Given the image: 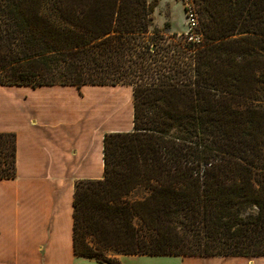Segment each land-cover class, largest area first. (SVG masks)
Returning <instances> with one entry per match:
<instances>
[{
	"label": "trees",
	"instance_id": "trees-1",
	"mask_svg": "<svg viewBox=\"0 0 264 264\" xmlns=\"http://www.w3.org/2000/svg\"><path fill=\"white\" fill-rule=\"evenodd\" d=\"M190 2L193 38L151 30L157 0H0V86L133 88L132 130L75 184L78 257H264V0Z\"/></svg>",
	"mask_w": 264,
	"mask_h": 264
},
{
	"label": "crops",
	"instance_id": "crops-1",
	"mask_svg": "<svg viewBox=\"0 0 264 264\" xmlns=\"http://www.w3.org/2000/svg\"><path fill=\"white\" fill-rule=\"evenodd\" d=\"M123 87L0 86V131L17 135V176L0 180V264H82L90 259L73 250L75 184L103 177L102 136L133 128L127 124L129 109L123 108L127 101L119 99ZM18 91L30 93L21 106ZM118 102L119 108L106 117L107 103ZM127 256L142 257L117 258L125 264ZM164 257L178 264H264V257Z\"/></svg>",
	"mask_w": 264,
	"mask_h": 264
},
{
	"label": "rangeland",
	"instance_id": "rangeland-1",
	"mask_svg": "<svg viewBox=\"0 0 264 264\" xmlns=\"http://www.w3.org/2000/svg\"><path fill=\"white\" fill-rule=\"evenodd\" d=\"M187 0H157V6L155 8L154 14H153V23L152 28H158L162 33L165 34V36L171 35V34H185V35H193L195 36L196 30L191 32L190 29V21H189V15L186 11V5ZM166 22L170 23V27L166 28L165 24ZM150 30V31H151ZM152 35V34H151ZM190 40V39H189ZM118 86H124L123 89H119L120 93L123 94V96H120V101H124L127 104L123 106L125 109V106L129 109V117L127 120V124L130 125L129 128H131V124L133 123V88L132 86H125V85H118ZM36 89V88H33ZM29 91L24 92H16L15 96H17L18 99V105L21 106L23 102H27L28 98L30 96ZM116 96V95H114ZM119 103H112L111 105L107 103V116H112L115 113L116 108L118 109ZM99 112L97 111V114ZM133 127V125H132ZM100 131V130H99ZM96 132L95 136H99L100 132ZM102 136V140H103ZM89 260H93L92 258L86 259L82 261V264H91L89 263ZM95 260V259H94ZM125 264H172L176 263L178 264L179 261L177 259H173L172 257H164V256H147L142 255V257L139 258H132L130 256H127L124 258ZM96 264H102V263H96Z\"/></svg>",
	"mask_w": 264,
	"mask_h": 264
},
{
	"label": "built area",
	"instance_id": "built-area-1",
	"mask_svg": "<svg viewBox=\"0 0 264 264\" xmlns=\"http://www.w3.org/2000/svg\"><path fill=\"white\" fill-rule=\"evenodd\" d=\"M187 5H186V11H187V14L189 15V21H190V31L193 32L195 27L197 26V18H196V15L194 14L193 12V7H192V4L190 2V0H187ZM194 36L191 35V38H193Z\"/></svg>",
	"mask_w": 264,
	"mask_h": 264
}]
</instances>
